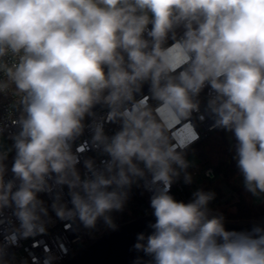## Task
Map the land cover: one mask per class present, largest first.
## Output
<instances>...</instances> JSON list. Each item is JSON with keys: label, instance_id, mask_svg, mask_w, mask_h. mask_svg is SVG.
I'll return each instance as SVG.
<instances>
[{"label": "clouds", "instance_id": "obj_1", "mask_svg": "<svg viewBox=\"0 0 264 264\" xmlns=\"http://www.w3.org/2000/svg\"><path fill=\"white\" fill-rule=\"evenodd\" d=\"M0 73L19 110L0 151V218H14L0 228V264L20 239L47 234L49 209L77 229L116 230L112 213L141 183L154 220L132 245L149 259L132 264H264V226L227 229L212 191L171 194L181 174L192 183L190 141L172 133L193 113L232 134L245 190L264 194V0H0ZM96 105L119 127L91 125L103 159L86 158L81 174L73 145Z\"/></svg>", "mask_w": 264, "mask_h": 264}, {"label": "built area", "instance_id": "obj_2", "mask_svg": "<svg viewBox=\"0 0 264 264\" xmlns=\"http://www.w3.org/2000/svg\"><path fill=\"white\" fill-rule=\"evenodd\" d=\"M149 27H151V25H149ZM169 43H171V41H169ZM3 78V74L0 73V79ZM13 88L14 86H10L7 93L0 94V126H2L4 129L3 133L0 134V140L1 136H5L11 145L12 141L10 136L12 133L18 131V129L13 126L12 120L19 115V110L16 108V101L18 97L13 94ZM143 92L145 94V102H150L147 100L146 96L148 92L147 85H144ZM207 93L208 89L206 88L199 97L202 102L201 112L204 111L203 102L207 99ZM151 103L155 104V101H151ZM93 113L94 115L92 116H86L84 123L88 125V127L85 128L83 135L80 136L73 145V150L81 154V163L77 165L81 174L85 172L83 161L86 158H93L97 165H99L100 160L103 159L101 155L92 150L93 145L90 143V137L92 135L90 130L91 125L96 122L103 123L105 132L108 135H112L119 127L117 123L106 122L108 113L106 106L96 105L93 109ZM211 123V119H205L201 121L198 117V114L193 113L190 123L177 127V125H179V121H177L176 124L173 125V127L176 128V131L172 133L174 137L177 139L183 137L186 138L187 141H190V146L187 148V159L189 156L196 154L200 156L204 162L206 161L207 152L204 144L212 134L221 131L220 129H210ZM13 155L14 153L9 152V157L6 161L9 168L11 167ZM201 170V175L204 178V182L199 183L197 179H195L196 174H198L200 171V167L194 169L190 166L187 171L192 175V183L190 185H186L183 182V174H181L179 182L173 184L171 188V194L177 200H183L187 202L191 199L192 192L197 189L212 191L210 187H207V184H209L211 181L217 180L219 178V173L211 165H207ZM8 177H11L10 171L8 173ZM134 186L136 185H133L132 188ZM139 186L143 188L150 198L152 193L145 189L143 183H141ZM219 187L223 195L220 198H215L213 201H211L209 208L211 209V214L222 213L225 216L226 214H224L221 210L215 209L214 207H216L219 202L224 200H232V203H235L237 201L235 197L238 195L237 192L231 189L225 181H221ZM64 192V199L67 200V188L64 189ZM41 196L49 205L51 204V199L48 195L42 194ZM49 211L50 215L52 216L53 223L48 225L47 234L37 235L27 239H20L18 246L8 248L7 254L4 257L8 264H43L45 258H50V264H59L63 262L73 251L88 243L90 238L98 236L104 229L108 228L101 221L98 222L94 230H85L82 226L77 229L75 225L61 222L60 220L56 219L55 214L51 212V209H49ZM134 212V214L140 216L151 213V209L149 204L140 202L135 207ZM112 217L115 224L129 220L127 219V216L123 215L121 212L112 213ZM13 221L14 218L11 217L10 211H6L5 216L0 218V228L5 230L9 229ZM2 238L3 237L0 236V240H2ZM46 249H50L51 251L48 252Z\"/></svg>", "mask_w": 264, "mask_h": 264}, {"label": "water", "instance_id": "obj_3", "mask_svg": "<svg viewBox=\"0 0 264 264\" xmlns=\"http://www.w3.org/2000/svg\"><path fill=\"white\" fill-rule=\"evenodd\" d=\"M153 220L154 217L148 213L116 224V230L106 228L59 264H132L137 256L147 260L149 258L143 253L132 250V245L136 242L137 233L150 231L147 224ZM254 224L264 226V218H225V226L229 230L251 229Z\"/></svg>", "mask_w": 264, "mask_h": 264}, {"label": "trees", "instance_id": "obj_4", "mask_svg": "<svg viewBox=\"0 0 264 264\" xmlns=\"http://www.w3.org/2000/svg\"><path fill=\"white\" fill-rule=\"evenodd\" d=\"M232 142V146L228 147L224 137V130L212 134L205 142L207 152L205 163L213 166L219 173V178L215 181H211L207 184V187L212 189L217 199L223 195L219 187L221 181H225L231 189L237 192L239 198L234 204L236 211L224 217L233 219H262L264 218V194L262 201H254L252 199V194L247 192L244 185L239 183L238 175L240 173L233 159L235 144L233 136ZM40 198L43 199L42 197ZM140 202L149 204V197L141 186L136 185L131 188L129 198L121 213L126 215L127 219L136 217L137 215L134 214L135 207Z\"/></svg>", "mask_w": 264, "mask_h": 264}, {"label": "rangeland", "instance_id": "obj_5", "mask_svg": "<svg viewBox=\"0 0 264 264\" xmlns=\"http://www.w3.org/2000/svg\"><path fill=\"white\" fill-rule=\"evenodd\" d=\"M224 137H225L227 146L231 147L233 144L231 133L224 131ZM204 146H205V144H204ZM10 148H11V143L9 142V140H7V138L5 136H1L0 151H8ZM205 149H206V146H205ZM188 161L190 162L192 168L196 169L197 167H200V171L198 174H196L195 179H197V181L199 183L204 182V178L201 175V173H202L201 169L203 167L207 166V164L203 161V159L200 156H198L196 154L189 156ZM238 178H239V183L241 185H243V178L240 174L238 175ZM235 198L238 200L239 197L236 196ZM252 199L254 201H262L263 200V194H260L259 196H253L252 195ZM233 201H234V199H233ZM234 204L235 203L234 202L232 203V200H228V201L224 200L222 202H219V204L214 208L221 210L226 215H230L231 212L236 211Z\"/></svg>", "mask_w": 264, "mask_h": 264}]
</instances>
